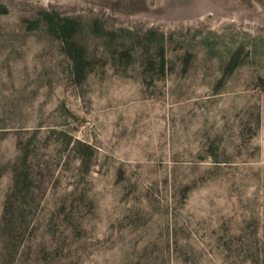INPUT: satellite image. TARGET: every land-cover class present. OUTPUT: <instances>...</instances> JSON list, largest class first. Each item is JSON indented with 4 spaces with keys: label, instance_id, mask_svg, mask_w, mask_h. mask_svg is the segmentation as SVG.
I'll use <instances>...</instances> for the list:
<instances>
[{
    "label": "rangeland",
    "instance_id": "obj_1",
    "mask_svg": "<svg viewBox=\"0 0 264 264\" xmlns=\"http://www.w3.org/2000/svg\"><path fill=\"white\" fill-rule=\"evenodd\" d=\"M0 264H264V0H0Z\"/></svg>",
    "mask_w": 264,
    "mask_h": 264
},
{
    "label": "trees",
    "instance_id": "obj_2",
    "mask_svg": "<svg viewBox=\"0 0 264 264\" xmlns=\"http://www.w3.org/2000/svg\"><path fill=\"white\" fill-rule=\"evenodd\" d=\"M67 27V26H66ZM66 27H64V25H61V29H63L64 28V30H66L67 28ZM65 33V32H64Z\"/></svg>",
    "mask_w": 264,
    "mask_h": 264
}]
</instances>
